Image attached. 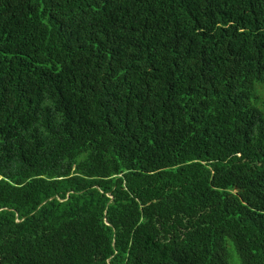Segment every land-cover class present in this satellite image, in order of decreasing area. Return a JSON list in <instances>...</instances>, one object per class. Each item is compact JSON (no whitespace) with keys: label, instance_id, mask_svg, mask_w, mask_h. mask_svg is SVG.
I'll list each match as a JSON object with an SVG mask.
<instances>
[{"label":"trees","instance_id":"obj_1","mask_svg":"<svg viewBox=\"0 0 264 264\" xmlns=\"http://www.w3.org/2000/svg\"><path fill=\"white\" fill-rule=\"evenodd\" d=\"M264 264V0H0V264Z\"/></svg>","mask_w":264,"mask_h":264},{"label":"rangeland","instance_id":"obj_2","mask_svg":"<svg viewBox=\"0 0 264 264\" xmlns=\"http://www.w3.org/2000/svg\"><path fill=\"white\" fill-rule=\"evenodd\" d=\"M231 264H236L235 262H231Z\"/></svg>","mask_w":264,"mask_h":264}]
</instances>
